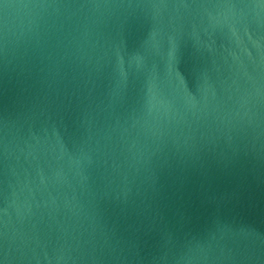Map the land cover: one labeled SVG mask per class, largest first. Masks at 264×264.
Returning <instances> with one entry per match:
<instances>
[{
    "label": "water",
    "instance_id": "obj_1",
    "mask_svg": "<svg viewBox=\"0 0 264 264\" xmlns=\"http://www.w3.org/2000/svg\"><path fill=\"white\" fill-rule=\"evenodd\" d=\"M0 264H264V0H0Z\"/></svg>",
    "mask_w": 264,
    "mask_h": 264
}]
</instances>
